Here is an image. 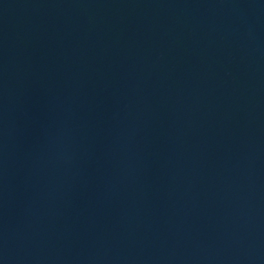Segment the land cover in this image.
Here are the masks:
<instances>
[{"label":"water","instance_id":"95a60500","mask_svg":"<svg viewBox=\"0 0 264 264\" xmlns=\"http://www.w3.org/2000/svg\"><path fill=\"white\" fill-rule=\"evenodd\" d=\"M0 264H264V0H0Z\"/></svg>","mask_w":264,"mask_h":264}]
</instances>
